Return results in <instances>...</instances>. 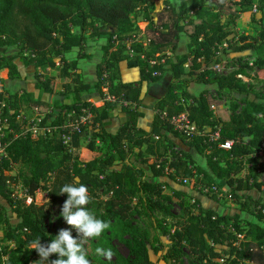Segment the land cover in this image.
I'll use <instances>...</instances> for the list:
<instances>
[{"label":"trees","instance_id":"16d2710c","mask_svg":"<svg viewBox=\"0 0 264 264\" xmlns=\"http://www.w3.org/2000/svg\"><path fill=\"white\" fill-rule=\"evenodd\" d=\"M151 1L0 0V264L39 259L32 241L50 243L66 228L60 211L67 194L60 188L76 181L88 189V209L110 224L94 245L114 258L88 254L91 264H264V181L255 170L243 174L246 157L264 155V0H163L154 15ZM242 12H252L255 35L237 34ZM141 21L144 35L126 43L142 33ZM94 40L95 52L86 53V42ZM16 59L25 67L23 79ZM123 60L138 67V81L119 80ZM223 60L231 68L214 74L211 68ZM80 61L94 63L91 82L81 79ZM47 68L57 69L62 90L56 91L55 76L39 73ZM166 73L168 87L155 103L150 129H142L136 124L141 85ZM104 89L115 101L96 106L83 97L93 90L102 98ZM117 106L130 118L110 131ZM81 108L92 121L72 136L70 150L63 142L65 115ZM184 112L199 132L218 128L219 138L180 134L170 119ZM226 139L232 147L218 148ZM15 185L32 197L44 191L47 200L26 204ZM212 187L226 188L238 207L204 191ZM115 239L126 256L112 245Z\"/></svg>","mask_w":264,"mask_h":264},{"label":"clouds","instance_id":"9594fccd","mask_svg":"<svg viewBox=\"0 0 264 264\" xmlns=\"http://www.w3.org/2000/svg\"><path fill=\"white\" fill-rule=\"evenodd\" d=\"M78 181L65 184L60 188V194H67L63 202L60 215L68 228H61L50 243L43 244L40 237L32 241L31 249H34L39 259L33 264H91L87 258L88 253L85 243L91 238H97L110 227V224L88 209L91 202L88 189ZM76 236H73L72 230ZM96 254L111 258L110 249L97 248ZM55 254L56 259L49 261V257Z\"/></svg>","mask_w":264,"mask_h":264},{"label":"crops","instance_id":"0c3cea01","mask_svg":"<svg viewBox=\"0 0 264 264\" xmlns=\"http://www.w3.org/2000/svg\"><path fill=\"white\" fill-rule=\"evenodd\" d=\"M162 7H163V1H162ZM251 14H252V12H242L239 15L238 19L236 20V25H235V30H236L237 34H250V35L256 34V31L252 26ZM152 15H154V14H152ZM144 25H145V27H144V29H145L147 26V23L145 22ZM144 29H141L142 35H144ZM86 43L89 44V47H88V49H85V52L89 53V54H93L96 50L97 41L96 40L88 41ZM144 43H145V41H144ZM219 46H220V48L226 47L227 43L223 42ZM84 48H85V46H84ZM223 62H226V61L223 60ZM15 64L17 66L18 72L21 75V78L23 79L26 76L25 67L21 64V62L19 60H18V64H17V62H15ZM19 65H21V67H19ZM214 66H216V65H214ZM94 67H95L94 63H91V62L90 63H83L82 61H80L79 69L77 71L81 73V79H83L84 81L91 82L94 78ZM118 71H119V80L121 82H136L139 79L138 67H129L127 65V60H123V61L118 63ZM168 81H169V75L166 73L157 82L142 83L141 94H140V99H141L142 104L139 107V111L141 112V115H140V117L137 118V121H136V124L138 125V127H141L142 129H145V130L150 129V125H151V122H152L154 114H155V109H154L155 103L165 93V91L168 87V83H169ZM27 84L28 83H26V84L23 83V85H21V86H27ZM6 85L10 88H15V86H17V85H15V83H13L9 80L6 81ZM56 91H58V90H56ZM104 91H106V89H104ZM210 92H212V89L210 90ZM83 97L86 100H89L90 102L95 104L96 106H100L103 104L102 98L98 97V94L96 91L92 90L90 93L84 94ZM43 98H46L48 100H52L54 98V96L43 95ZM129 118H130V115L127 112L123 111L119 106H117V108H115L112 111V117L110 119H108L109 125H107V129L112 131L116 127H118L120 124L129 120ZM257 155H254V156H257ZM194 157L197 158L198 155H195Z\"/></svg>","mask_w":264,"mask_h":264},{"label":"built area","instance_id":"2783aa9c","mask_svg":"<svg viewBox=\"0 0 264 264\" xmlns=\"http://www.w3.org/2000/svg\"><path fill=\"white\" fill-rule=\"evenodd\" d=\"M141 36H142V33L134 35V36H132V38H130L129 40H126L125 42L129 43L131 41H136ZM148 41H149L148 39H145V43H147ZM218 49H220V46H218ZM128 52L130 54L133 53V51L131 49H128ZM219 53H220V50H217L216 55H219ZM140 57L143 58V55L141 54ZM252 62H253V59L248 60L249 66H252ZM237 77L242 79L243 81H246V82L248 81V78L244 77L241 74H238ZM104 92L105 93L102 97V102H104V101H115L114 97L108 95L106 91H104ZM123 104L126 105V102H124ZM211 108L214 109V106H211ZM38 121H39V118L37 119V122ZM91 121H92L91 113L86 108H81L79 114H76L75 111L66 112L65 120L63 123V128L66 130V134L63 135V142L69 146L70 150L73 148L72 142H71L72 136L76 133H80L81 132V126L87 125V124L91 123ZM170 122L172 123V125L176 131H178L182 135L187 136L188 138L192 137L193 135H199V134L203 135V136H207L209 141H215L216 139L219 138L218 128H215L212 131H211V129L208 128L206 130H203L202 132H199V130L197 129L194 122L190 121L187 113H185V112L180 113V114L172 117L170 119ZM1 128H2V121L0 120V137L2 136ZM29 129L34 136L37 135L39 132V128L36 125V123L31 124L29 126ZM41 131L43 133H46V132L48 133L51 131V128L50 127H42ZM232 145H233V140L226 139L222 143L218 144V148L229 150L232 147ZM257 154L263 155L262 151L254 153L253 155H257ZM4 155H5L4 146L0 142V158H1V156H4ZM183 182L186 183L187 179H184ZM20 188H21V186H20ZM204 191L216 193L219 196V190L217 187H212L211 189L205 188ZM18 196L21 198H24V201L26 204H29L32 201L35 202V200H34L35 195H34V197H32L23 188H21V194H18Z\"/></svg>","mask_w":264,"mask_h":264},{"label":"rangeland","instance_id":"374dc122","mask_svg":"<svg viewBox=\"0 0 264 264\" xmlns=\"http://www.w3.org/2000/svg\"><path fill=\"white\" fill-rule=\"evenodd\" d=\"M162 1L163 0H152L150 2L149 6H148L149 12L151 14H155L157 10H160L162 8ZM141 18H142V13L139 14L138 19H141ZM144 24H145V22H143V21L139 22V27L141 29H144V27H145ZM141 32H142V30H141ZM88 47H89V44L86 43L85 49H88ZM15 62H17V64H18V59H16ZM231 65H232L231 63L227 64V62H223L222 61L220 64L214 66L212 68V71L214 72V74H217V75L223 74V73H226V72L229 71V69L231 68ZM19 67H21V65H19ZM39 73L42 76H44V74L45 75L48 74V75L55 76V79L53 80L55 89L58 90V91L62 90V82H63V80L58 77L57 69L47 68V69H44L43 71H41ZM248 81H250V80L248 79ZM68 83L74 84V81L70 79V80H68ZM256 86H257V89L260 88V84L259 83ZM224 100H225V98H224ZM91 130H92V127L89 126V127L85 128V130H83V132L81 133L82 136H81V139H80L79 152L81 151L80 148L88 141V139H89V137L91 135ZM52 132H54V130H52ZM178 150H179L178 147L175 148V151H178ZM192 153H194V152L192 151ZM168 157H169V159L171 158V156H169V155H168ZM250 157H246V164H245V169L243 171V174L244 175H250V174H252L251 171L255 170L254 172L258 173L259 180L260 181H264V156L263 155L254 156L252 154ZM14 170H16V167L14 168ZM14 170L11 173H14ZM218 190H219V197L221 198V200L226 205H228L229 208H235V207L237 208L238 207V204L236 203V200L232 199L229 196V194L226 191V188L220 187V188H218ZM14 191H15L14 193L16 195L21 194L20 185H17V186L15 185ZM34 200H35V203H37V204H41V203L45 202L47 200V193L44 192V191H40V190L37 191V193H35ZM171 210L175 214H177L179 212L178 207H177V205L175 203L172 204ZM68 227L69 226L67 225L66 228H68ZM72 234H73V236H76V232H75L74 229L72 230ZM0 237H1V232H0ZM96 242H97L96 238H91L85 243V248H86L87 253L89 254L90 257L96 255V251L95 250L97 248H102L101 247L102 245L95 246L94 243H96ZM112 245L122 255L126 256L128 254V251H127L126 247L122 243H120L117 239L112 241ZM113 258H114V255L111 256V259H113ZM245 264H250V263H245Z\"/></svg>","mask_w":264,"mask_h":264}]
</instances>
